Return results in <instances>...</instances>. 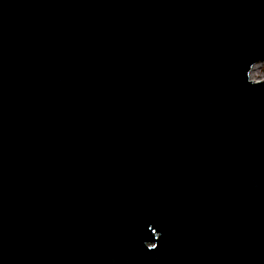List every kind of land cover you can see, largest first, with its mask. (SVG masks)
Listing matches in <instances>:
<instances>
[{
	"label": "water",
	"instance_id": "obj_1",
	"mask_svg": "<svg viewBox=\"0 0 264 264\" xmlns=\"http://www.w3.org/2000/svg\"><path fill=\"white\" fill-rule=\"evenodd\" d=\"M263 62L264 0H0V264H264Z\"/></svg>",
	"mask_w": 264,
	"mask_h": 264
},
{
	"label": "rangeland",
	"instance_id": "obj_2",
	"mask_svg": "<svg viewBox=\"0 0 264 264\" xmlns=\"http://www.w3.org/2000/svg\"><path fill=\"white\" fill-rule=\"evenodd\" d=\"M264 77V63L257 66L252 72L253 79H260Z\"/></svg>",
	"mask_w": 264,
	"mask_h": 264
},
{
	"label": "snow or ice",
	"instance_id": "obj_3",
	"mask_svg": "<svg viewBox=\"0 0 264 264\" xmlns=\"http://www.w3.org/2000/svg\"><path fill=\"white\" fill-rule=\"evenodd\" d=\"M253 83H258V82H253ZM157 245H152L149 249H154Z\"/></svg>",
	"mask_w": 264,
	"mask_h": 264
},
{
	"label": "bare ground",
	"instance_id": "obj_4",
	"mask_svg": "<svg viewBox=\"0 0 264 264\" xmlns=\"http://www.w3.org/2000/svg\"><path fill=\"white\" fill-rule=\"evenodd\" d=\"M259 65H260V63H259L258 65H256V66L253 68V70L256 69V67L259 66ZM252 72H253V71H252Z\"/></svg>",
	"mask_w": 264,
	"mask_h": 264
}]
</instances>
